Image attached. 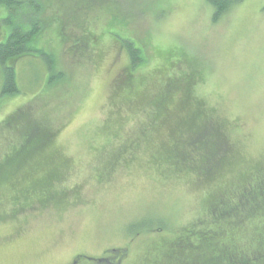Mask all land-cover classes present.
Returning a JSON list of instances; mask_svg holds the SVG:
<instances>
[{"label":"rangeland","instance_id":"1","mask_svg":"<svg viewBox=\"0 0 264 264\" xmlns=\"http://www.w3.org/2000/svg\"><path fill=\"white\" fill-rule=\"evenodd\" d=\"M37 1L53 74L9 62L5 96L0 65V264H264V0Z\"/></svg>","mask_w":264,"mask_h":264},{"label":"trees","instance_id":"2","mask_svg":"<svg viewBox=\"0 0 264 264\" xmlns=\"http://www.w3.org/2000/svg\"><path fill=\"white\" fill-rule=\"evenodd\" d=\"M210 3L215 10V21L231 6L230 0H210ZM42 4L37 0H0V6L7 11L3 21L8 29L5 40H0V65L3 68L2 95L18 93L15 70L8 63L27 54H37L46 62L50 74L54 72L53 57L42 49L35 48L43 29ZM125 46L130 58V67L135 70L144 62L143 53L132 42H127Z\"/></svg>","mask_w":264,"mask_h":264}]
</instances>
